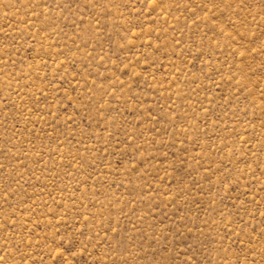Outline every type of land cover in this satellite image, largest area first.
<instances>
[{"label":"rangeland","instance_id":"obj_1","mask_svg":"<svg viewBox=\"0 0 264 264\" xmlns=\"http://www.w3.org/2000/svg\"><path fill=\"white\" fill-rule=\"evenodd\" d=\"M0 264H264V0H0Z\"/></svg>","mask_w":264,"mask_h":264}]
</instances>
